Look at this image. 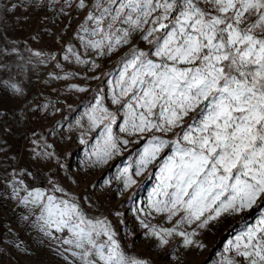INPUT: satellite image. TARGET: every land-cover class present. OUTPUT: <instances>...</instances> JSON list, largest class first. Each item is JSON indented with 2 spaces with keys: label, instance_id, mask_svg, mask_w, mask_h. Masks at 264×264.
I'll list each match as a JSON object with an SVG mask.
<instances>
[{
  "label": "snow or ice",
  "instance_id": "1",
  "mask_svg": "<svg viewBox=\"0 0 264 264\" xmlns=\"http://www.w3.org/2000/svg\"><path fill=\"white\" fill-rule=\"evenodd\" d=\"M29 3L40 6L42 0L0 3V27L6 28L5 13ZM42 6L54 9L53 22L63 20L60 31L52 34L54 42L71 31L60 49L64 61L96 71L100 60L127 49L112 71L88 77H111L107 99L114 109L99 95L86 116L92 129H101L93 165L108 164L135 145L118 173L122 189L117 194L145 173L156 181L147 208L137 209L135 217L142 236L153 241L151 247L165 259L179 248L204 249L197 237L212 222L225 215L243 221L256 211L255 223L227 242L215 264H264V0H43ZM38 38L39 33L31 36ZM8 39L0 31V41ZM18 53L15 42L0 45V70L8 72V79L0 76V90L23 101L25 89L5 62ZM34 55L42 64L56 61L55 54ZM54 66L64 71L59 61ZM49 75L68 79L67 74ZM26 103L17 109L25 120L35 111ZM5 114L0 111V117ZM50 149L47 143L40 152L33 148V159L55 161L63 168ZM20 173L21 178L14 174L8 182L9 198L26 209L21 219L64 264H152L127 250L108 216L87 214L81 199L93 206L90 196L78 197L52 179L50 190L30 188L22 175L31 173ZM140 213L161 215L172 226L147 222ZM174 259L179 264L180 257Z\"/></svg>",
  "mask_w": 264,
  "mask_h": 264
},
{
  "label": "rangeland",
  "instance_id": "2",
  "mask_svg": "<svg viewBox=\"0 0 264 264\" xmlns=\"http://www.w3.org/2000/svg\"><path fill=\"white\" fill-rule=\"evenodd\" d=\"M0 3H8V0H0ZM42 3L40 6L29 3L15 12L5 13L6 28L0 27V31L9 38L8 43L0 41V45L11 47L12 42H15L19 49L18 54L6 57L5 62L9 63L13 79L25 89L23 101L0 90V111L6 113L0 117V143L4 146V151L0 152V239L3 240L0 243V264H5L6 257L10 260L9 264H64L63 259L50 250L48 242L41 243V236L21 219L26 214V209L9 198L11 189L8 182L14 178V174L21 178L20 169L31 173V176L22 175L26 185L32 182L34 173H40L46 178L44 185H28L30 188L50 190L49 179H52L78 197L90 196L93 206L81 199L87 214L98 216L102 213L108 216L127 250L150 259L152 264H177L174 259L176 256L180 257L179 264H206V261L208 264H215L227 242L243 230L246 224L255 223L260 213L253 211L251 215L245 214L247 219L243 221L240 216L225 215L212 222L197 237L206 246L204 249L179 248L172 253V258L165 259L163 252L151 247L153 241L142 236L144 229L139 226L135 217L137 209L147 208L149 194L156 181L154 178L148 179V174L145 173L136 178V185L117 194L122 189L118 173L129 163L128 152L135 145H129L122 155L116 156L108 164L93 165L95 157L91 154L100 140L101 129H92L86 116L99 95H105V105L114 109L107 99L110 95L107 81L111 77L103 76L100 80L88 77L112 71L118 55L127 49L111 59L100 60L102 67L96 71H89L85 65L64 61L60 49L63 42L71 36V31L61 36L60 43L54 42L52 34L60 31L63 20L57 17L53 22L50 18L54 9L43 7ZM72 26L75 27V23ZM37 33L39 38L31 39ZM36 51H40L45 57L55 54L56 61L60 62L64 71L56 68V61L51 59L47 63H39L40 58L34 55ZM29 60L32 61L31 64L27 63ZM21 65L24 67H20ZM50 73L60 76L67 74L68 79H56ZM0 76L8 79V72L0 70ZM73 85L87 90L76 91ZM24 101L27 102L28 109H35L27 113V120L23 113L17 111ZM114 131L119 136L124 135L116 129ZM34 140L38 141L35 145L32 144ZM81 140L84 142L81 143ZM45 143L52 145L50 150L59 157L63 168L57 167L55 161L37 163L33 159L32 149L40 152ZM105 181L109 183L105 184ZM113 212L120 215H112ZM140 215L142 219L160 227L172 226V222L161 215ZM178 239H174L171 244L176 245ZM14 243H19L21 248H14ZM25 248L28 249L27 253ZM210 256L211 261H208Z\"/></svg>",
  "mask_w": 264,
  "mask_h": 264
},
{
  "label": "trees",
  "instance_id": "3",
  "mask_svg": "<svg viewBox=\"0 0 264 264\" xmlns=\"http://www.w3.org/2000/svg\"><path fill=\"white\" fill-rule=\"evenodd\" d=\"M46 178L41 175L40 173H34L32 177V182H30L29 186H36V185H44Z\"/></svg>",
  "mask_w": 264,
  "mask_h": 264
},
{
  "label": "built area",
  "instance_id": "4",
  "mask_svg": "<svg viewBox=\"0 0 264 264\" xmlns=\"http://www.w3.org/2000/svg\"><path fill=\"white\" fill-rule=\"evenodd\" d=\"M10 263V260L8 257L5 258V264H9Z\"/></svg>",
  "mask_w": 264,
  "mask_h": 264
}]
</instances>
